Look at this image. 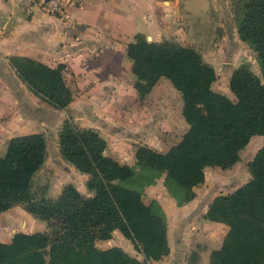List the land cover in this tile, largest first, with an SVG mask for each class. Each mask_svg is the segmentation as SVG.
I'll list each match as a JSON object with an SVG mask.
<instances>
[{"label": "trees", "instance_id": "trees-1", "mask_svg": "<svg viewBox=\"0 0 264 264\" xmlns=\"http://www.w3.org/2000/svg\"><path fill=\"white\" fill-rule=\"evenodd\" d=\"M238 38L254 54L259 74L244 62L233 69L228 88L234 101L212 90L215 69L200 52L174 40L148 41L136 34L127 44L134 88L144 98L162 77L181 95L187 132L167 152L137 146L135 164L122 165L103 154L105 141L91 129L66 119L58 130L61 158L88 176L81 194L65 185L56 199L44 196L35 175L46 159L41 134L11 138L0 152V213L21 206L46 231L13 234L0 242V264H149L169 254L167 222L156 201H142L144 189L164 175V186L177 206L193 200L204 182V169L231 168L253 136H264V0H226ZM28 89L55 109L71 102L64 65L50 68L27 58H10ZM249 179L208 205L205 219L228 231L209 264H264V146L247 163ZM118 231L144 260L119 247L99 249ZM188 264L198 260L196 252Z\"/></svg>", "mask_w": 264, "mask_h": 264}, {"label": "crops", "instance_id": "crops-1", "mask_svg": "<svg viewBox=\"0 0 264 264\" xmlns=\"http://www.w3.org/2000/svg\"><path fill=\"white\" fill-rule=\"evenodd\" d=\"M41 1L29 4L25 0H0V151L5 150L11 138L43 135L46 159L39 171L49 172L44 196L50 199H56L67 184H72L83 195L90 194L85 186L88 176L65 162L59 153L58 130L66 119L72 120L79 129L96 131L105 141L103 154L128 166L135 164L137 146L165 153L167 139L177 141L187 132L181 95L168 79L160 78L151 91L139 99L133 86L132 62L126 55L127 44L136 34L144 35L148 41L174 40L185 45L190 40L181 43L182 36L188 35L192 31L190 26L206 19L211 12L215 48L207 49L206 53L196 50L215 69L217 79L211 85L212 90L228 98L229 78L239 64L222 67L221 74L214 61L205 56L222 57L232 52L233 57H237L238 48L248 47L238 38L226 0H61L74 20V27L69 31L44 12ZM247 50L252 53L249 47ZM13 57L27 58L50 68L64 65L63 79L72 95L68 106L55 109L33 94L11 67ZM250 68L257 73L254 60ZM238 162L226 170L206 167L204 182L193 188V200L182 206H177L173 198L164 197V177L144 189L142 201L159 203L166 222L168 215L164 205L174 217L184 215L189 222L183 233H191V239L197 243L188 244L185 235L176 250V260L150 261L149 264H188L192 252L198 256L194 264H209L210 252L220 248L228 228L204 216L216 196L236 188L218 193L217 186H210L207 172L232 175ZM247 175L242 184L249 179L248 172ZM43 228V222L21 206L0 214L2 243L10 242L15 230L30 234L41 232ZM168 245L170 256L169 240ZM168 255L162 259H168ZM179 257L181 260H177Z\"/></svg>", "mask_w": 264, "mask_h": 264}, {"label": "rangeland", "instance_id": "rangeland-1", "mask_svg": "<svg viewBox=\"0 0 264 264\" xmlns=\"http://www.w3.org/2000/svg\"><path fill=\"white\" fill-rule=\"evenodd\" d=\"M207 16H206V19H202L201 22H198V20H197L196 24L191 25L190 27H191L192 31L186 36L183 35L182 37L184 39L180 40V42L186 43V41L190 40L188 43L191 46L195 47V49H198V50L202 51L203 53L207 49L209 50L211 47H213L215 36L213 34L214 23L212 22V18H214V17L211 14V12H209L207 14ZM230 17H231V14H230ZM188 43H186V44H188ZM213 48H215V47H213ZM238 49H239V52L237 54L238 58L233 57L234 54L232 52L225 53V55H223L222 57H214V55L209 56L207 54L205 57L208 60L210 59L211 61H214V65L217 67V71L219 73L221 72V74L223 72L222 67H226L228 65L232 66L234 63H235V66H237V64L240 65L244 62H247L249 64V66L251 67V65L253 64V60H254V54L250 53V51L247 50L248 47H245V48L241 47ZM232 50H234V48L231 49V51ZM240 56L244 57V58L240 59L241 58ZM209 57H212V58H209ZM248 57L250 58V60ZM245 59L248 61H245ZM256 74H259V70H257ZM229 96H230L229 98L232 101L235 100L232 93L230 92V90H229ZM180 139H178L177 141H175V138L174 139L173 138L167 139L166 145L164 146V148L166 147L165 150L166 149L169 150L172 146H174L176 143H178ZM263 146H264V136H253L250 139V141L248 142V144L239 152V162L236 165V167H234L232 169L233 170L232 175H230L229 172L227 174V173H223L221 171H215V172L209 171V172H207V177L208 178L210 177V181H209L210 186H217L218 187V189H217L218 193L230 192L233 189L239 187L243 183V181H245V179L248 178L247 163L252 159L255 152ZM48 173L49 172L46 169H44L42 171H39L36 174L34 180H35L36 186L39 188V191H40L41 187L49 185ZM236 175H238L240 177L237 178ZM163 177H164V175H160L159 178L161 179ZM213 184H216V185H213ZM163 186H164V181H163ZM164 188H165V192H166V194L163 193L164 197L165 198H172L169 195L167 188L165 186H164ZM164 208H165L166 213L168 215V218H167V236H168L169 243L172 247V252H171L170 256L168 255V257H167L168 259L165 258V259H161V260H176V258H175V254L177 253L176 250L181 246V240H182L181 238L182 237H184L186 235V239H188L187 240L188 244H193V246H195L197 243H196L195 239L194 240H192L193 238L191 239V237L193 236V235H191V233H187V234L183 233V230H185L184 227H186L185 225H187V223L189 222V221H187V219L185 220L184 215H181L179 217L178 216L174 217L173 215H171L172 212L170 211L169 208H167L165 205H164ZM43 224H44L45 228H43V230L41 232L46 231V223L43 222ZM193 226H196V225H193ZM18 230L20 231L21 229L19 228ZM19 231L15 230V233H17ZM220 234H221V231L219 232V236H220ZM96 247L99 249L119 247L123 251H125L127 254L134 257L135 259L144 260L142 255L139 254L134 249L133 244L129 240L124 238L120 233H117V232L113 233L109 240L96 241ZM177 260H181V257H179Z\"/></svg>", "mask_w": 264, "mask_h": 264}, {"label": "built area", "instance_id": "built-area-1", "mask_svg": "<svg viewBox=\"0 0 264 264\" xmlns=\"http://www.w3.org/2000/svg\"><path fill=\"white\" fill-rule=\"evenodd\" d=\"M29 4L36 0H25ZM41 8L45 13L56 18L62 25L65 31H69L74 27V20L72 16L64 9L61 0H42Z\"/></svg>", "mask_w": 264, "mask_h": 264}]
</instances>
